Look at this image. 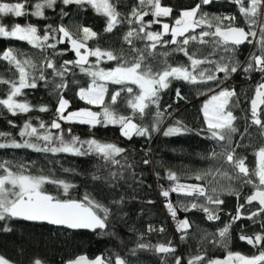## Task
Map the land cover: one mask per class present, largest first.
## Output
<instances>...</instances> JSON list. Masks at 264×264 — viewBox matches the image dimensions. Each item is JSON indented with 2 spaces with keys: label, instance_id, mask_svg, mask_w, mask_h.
<instances>
[{
  "label": "trees",
  "instance_id": "trees-1",
  "mask_svg": "<svg viewBox=\"0 0 264 264\" xmlns=\"http://www.w3.org/2000/svg\"><path fill=\"white\" fill-rule=\"evenodd\" d=\"M4 2L25 3V11L31 12L34 10L37 0H4ZM111 2L116 5L123 21L111 32L104 31L107 18L98 14L90 5L72 4L65 6L60 0H57L54 8L44 10V18L31 15L17 18L13 15H7L0 22L9 27L14 23L21 25L32 23L40 29V35L44 34L43 30L47 25H52L55 28L63 24L76 36L80 35L79 28L81 26L91 27L98 35L95 39L87 42L88 48L100 47L102 50H111L117 55L124 54L129 57L131 46L124 41L123 37L130 27L138 28L135 23L129 25L127 19L132 18L130 13L134 7H140L139 0H111ZM199 2L200 0H161L163 6L173 8V13L170 17L158 18L160 23L152 24L146 31L162 32L161 24L163 22L173 23L180 10L191 8ZM61 9L68 15L63 16ZM201 11L208 13L209 16H235V25L244 26L246 29L245 21L238 11V5L232 0H211L208 5L201 6ZM153 19L150 12L144 17L145 22ZM199 32L200 29L197 28L193 34L198 35ZM52 35H55L57 39L59 38V34L53 33ZM163 39L171 41V34L168 33ZM182 39V37H178V40ZM48 43H55V40L50 37ZM146 43L145 40H133L134 46L139 49H144ZM177 47V44L172 43L158 45L155 54L149 57L148 62L154 70L162 69L165 60L167 64L173 67L187 66L189 64L188 58L183 52L176 50ZM187 47L190 52L199 49L200 56L198 58H203V56H208L209 53L214 52V55L209 57L212 60H219L223 56L224 62H227L228 58L231 57L241 63L245 59L249 43L245 42L237 46L234 53L231 50L228 52L221 49L214 50L210 44L201 45L198 41L191 42ZM8 48H14L23 53L21 59L31 57L38 68L46 57L55 62L57 69H60L64 61L75 60L74 51L66 50L71 48L67 40L57 44L55 50L51 48L42 50L34 48L26 41L0 38V53ZM164 53H168V55L165 57ZM253 53L260 55L259 48H254L251 54ZM88 59L89 64H95L96 57L90 56ZM87 66L85 65V67ZM116 66V61L107 59H103L99 65L105 70ZM67 67L70 71L66 73L64 79L67 80L68 87L63 90V95L70 102L68 109L91 107L93 110L99 111L100 106L87 105L77 96V90L87 86L91 82V78L81 72L78 66L70 64ZM201 68L214 70V66L209 64L202 65ZM34 74L38 76L39 71L37 70ZM215 74L223 82L224 74ZM45 75L48 79L47 85L45 81L37 80L36 88L23 90L24 98L34 106L31 112L13 116L6 108L0 106V132L11 134L8 137H0V143L13 138L17 142H23L25 138L19 135L20 128L30 118L33 126L36 127H38L40 120H43L47 125L54 118L59 93L54 90L52 81L60 83L61 80L59 77H53L52 69H46ZM262 75H257V72L245 73L241 67L237 73L232 75V89H235L237 95L233 98L229 110L237 117L234 124L239 130L233 135V147H236L237 142L239 143L240 146L236 147V155L246 157L245 162L250 169H254L256 165L255 149L264 145V136L260 135L259 127L251 123L249 105L251 95L256 84L261 82ZM0 77L12 80L17 78V73L6 61L0 60ZM129 86L133 87L134 93H138L137 86ZM215 87H217L215 81H209L205 85L173 79L169 88L162 90L159 94L160 109L162 111L167 109L171 115H165L163 123L160 125L161 130L153 132L150 138L133 135L132 139L129 140L121 135L119 125H108L107 127L97 125L90 128L85 124L62 122L61 127L65 131L66 139L69 138L67 130L71 128L72 133L81 139L95 137L100 141L116 143L126 150L117 159L121 161V164H130L132 167L124 168L123 177L115 181L105 178L109 171H121L120 167L117 165L106 167L95 155L76 156L68 153L37 152L31 148H0V162H10L13 171H19L17 165L23 164L26 166V174L45 175L51 176L53 179L64 180L75 185L74 188L70 189L68 197L64 198L82 199L85 194H88L111 210L107 227L95 231L68 229L65 226L23 219L0 221V255L8 259L11 264H31L35 259H40L44 264H62L66 259L81 253L92 256L99 254L109 264H115L117 256L123 258L127 264H175L176 257H181L182 264H187L190 258L201 254L206 255V260L219 256L225 257L228 251L239 252L246 256L257 255L258 248H254L246 241L239 239L240 234L252 235L262 232L260 222L264 221V215L256 217V223L246 218L251 212L256 211L258 207L256 204L252 203L241 209V219L233 225L230 231V239L227 242L228 247L225 248L216 242L220 240L218 229L223 228L230 221L231 215H235L237 206L235 196L228 195L226 192L222 194L220 199L224 203L220 205V219L209 221L207 214L199 208L185 212L179 207L181 203L189 207L193 202L206 204L205 198L188 197L175 192L170 193L167 199L177 207V219L187 218L192 225L187 230V235L183 240L180 238L183 233L178 231L172 233L167 228V218L171 216L165 207V203L159 201V197L162 196V189L169 188L172 184L167 179L168 170L176 172L181 177L180 182L187 184L201 183L195 179V175L209 168H221L233 174V170L225 162L223 156L218 155L215 159L210 158L213 151L218 154L223 151L221 145L224 143H217V141L209 138L201 112L206 93L209 88L214 89ZM120 88V85L108 83V91L105 96L106 104H110L112 93ZM177 89L180 90L183 99L177 97ZM7 92L8 86L0 84V98H6ZM129 98V94L124 91L116 104L112 105L118 115L129 116L132 114L126 103ZM169 105H171L170 108ZM40 106H47L49 111H39ZM261 109H264V105ZM155 110L154 105L150 106L148 110L150 114L143 119L136 117L134 122L150 126ZM261 119L264 120V111L261 112ZM176 120L182 121L193 131L181 135L164 136L163 130ZM9 121H12V124H9ZM246 127L248 132L242 137L240 133L244 132ZM201 129L203 131H200ZM52 132L56 133L57 130L52 129ZM144 159H148L150 163L145 165ZM65 169L69 171H65ZM93 177H100V179ZM207 180H212L213 186L217 188L221 186L226 188L230 184L232 188L240 191V204L245 203L244 198L253 190L251 185H245L242 180L236 179L234 176L230 181L219 175L214 178L209 176ZM207 180L204 181L206 185ZM45 189L53 195L63 196L62 190H58L54 184H46ZM121 198H123V203H113V201ZM207 206L215 207L214 205ZM5 226L11 228V231H4ZM149 226L154 229L155 227H163L165 231L149 232ZM168 241H171L172 246L176 249L174 254L164 255L155 252L152 248H137L138 243L156 245L159 243L167 244ZM261 247H264V243ZM132 249H136L135 254L131 251ZM206 260L203 264H206Z\"/></svg>",
  "mask_w": 264,
  "mask_h": 264
},
{
  "label": "snow or ice",
  "instance_id": "snow-or-ice-1",
  "mask_svg": "<svg viewBox=\"0 0 264 264\" xmlns=\"http://www.w3.org/2000/svg\"><path fill=\"white\" fill-rule=\"evenodd\" d=\"M60 2L67 5H90L98 14L107 18L105 32H111L117 25L123 21L120 18V13L117 11L116 5L111 0H60ZM238 5V11L245 21V26H236L235 16H209L208 13L201 11L202 5H208L211 0H200L194 7L183 9L179 11L178 17L175 18L174 24L170 27L168 23H163L162 32L146 31L152 24L160 23L158 18L170 17L173 13V8L163 6L161 0H139L140 7H134L130 13L132 18L127 19L129 25L136 24L137 27H130L124 34V41L127 42L130 48L129 57L124 54L117 55L111 50H102L100 47L90 49L87 47V42L97 37V33L91 27L81 26L79 28V36L73 35L63 24L53 28L52 25H47L43 30L44 34L40 35V29L32 23L21 25L14 23L10 27L0 22V38L15 39L18 41H26L37 49L51 48L56 49V45L68 41L71 48L66 50L74 51L77 59L74 61H64L57 69L55 62L52 59L45 58L39 68L31 57L21 59L23 53L17 49L8 48L0 53V60L6 61L12 66L17 78L7 80L0 77V84L8 86L6 98H0V106H3L13 116L19 113H29L34 106L31 105L26 98H24V89L36 88L37 80L48 83L45 75L46 69H52L53 77H59L61 82L54 84V90L59 93L57 100V107L55 109L54 118L49 124L43 120L39 121L38 127L33 126L32 119H28L20 128L19 135L23 142H17L14 138L0 143V148H31L37 152H51V153H68L76 156H97L107 167L109 165H117L121 171H109L107 180L115 181L123 177V169L131 168L132 165L121 164L117 159L125 153V149L118 146L116 143L104 142L90 137L88 139H81L79 136L72 133L71 128L67 130L69 138H65V131L61 127L62 122L79 123L88 125L94 128L97 125L107 127L108 125H119L121 135L132 139L133 135L140 137H151L153 132L161 130L160 125L163 123L165 115H171L167 109L161 110L160 92L169 88L173 79L183 80L191 84H205L209 81H215L217 87L222 83L215 73H223L224 78L227 79L231 74L237 73L241 64L238 60L228 58L224 62V57L219 60H212L209 57L214 55L209 53L208 56L198 58L200 56L199 49L190 52L188 45L193 41H198L201 45H211L215 49H221L224 52L231 50L233 53L237 46L248 42L249 37H256L257 32L254 27L259 24L260 39L257 41L259 45L260 55L251 54L246 61V66L243 67L245 73L258 72L264 74V0H232ZM57 0H37L34 5V10L31 12L25 11V3L4 2L0 0V21L4 16L13 15L14 17H24L31 15L37 18L45 17V9L54 8ZM247 4V6H245ZM147 9V10H145ZM153 16V20L145 22L144 17ZM61 14L67 16L68 13L61 9ZM215 21V23H214ZM199 28L198 35L193 34ZM207 29V30H205ZM171 33V41L164 40L163 37ZM53 33L59 34V38ZM143 34V35H141ZM188 34V35H186ZM55 40V43L49 44V39ZM182 37V40H178ZM210 38V39H206ZM134 39L145 40L144 49L136 48L133 44ZM168 43L177 44L176 50L183 52L188 58L189 64L187 66H171L167 64L166 60L162 69L154 70L152 65L148 62L149 57L155 54L158 45H165ZM83 50V51H82ZM62 55L63 53H54ZM165 57L168 53L163 54ZM96 57L95 64H89V57ZM107 59L116 61L117 66L105 70L99 67L101 61ZM78 66L81 72H84L91 78V82L87 88L80 87L77 96L80 100L85 101L87 105L100 106L99 111H93L91 107L80 108L76 111H67L69 108V100L64 98L63 90L68 87V82L65 80V75L70 69L68 65ZM209 64L214 66V70L209 68H201L202 65ZM85 65H88L85 67ZM39 71V75L34 73ZM120 85L121 88L112 93L110 104L105 103V96L108 91V83ZM138 88V93H134L133 87ZM126 91L130 98L127 100V107L131 109L132 114L129 116L118 115L112 108L115 105L121 93ZM213 92L201 107L203 119L206 124L209 138L217 141V143L224 142L221 147L223 151L211 153L212 159L218 155L223 156L225 162L233 170L230 174L221 168H209L204 172L197 173L195 179L201 181L197 184L181 183V177L174 171L168 170L167 179L172 182L171 186L162 189L161 195L168 198L170 193L175 192L183 194L188 197H203L206 199V204L191 203L190 207L180 204L179 207L187 212L190 209L199 208L207 214L209 221L220 219V205L224 203L220 196L225 192L228 195H233L237 198V206L235 215H231V219L224 225L223 228L218 229L220 240L216 241L223 247H228V240L230 239V231L236 221L241 219V209L246 205H251L252 202H258L256 211L251 212L246 218L256 223L255 218L264 215V145L258 147L254 151L256 158V165L254 169H250L246 164V157L236 155V147H239L237 142L236 147H233V135L238 133V129L234 122L237 117L229 110V106L234 97H236L235 89L221 88L218 92ZM176 95L179 99H183L180 90H176ZM19 98V99H18ZM154 105L156 110L153 115V122L150 126L141 125L134 122L136 117L143 119L150 114L148 110L150 106ZM264 105V75L261 77V82L256 84L254 96L251 99V123L260 129V135L264 136V120L261 119V106ZM169 108L171 105L168 106ZM39 111L47 112V106H40ZM38 119V118H37ZM12 124V121H9ZM13 127L15 125L13 124ZM52 129L57 130L56 133ZM42 130V131H41ZM193 131L182 121L176 120L163 130L164 136L181 135L186 132ZM200 131H203L201 129ZM248 132V128L240 133L243 137ZM10 133L0 132V137H8ZM126 159V158H125ZM145 165L149 164L148 159H144ZM25 165H17L19 171H13L10 162H0V221L11 219H23L34 222H48L51 225L65 226L68 229H89L95 231L97 229H105L107 221L111 215V210L108 206L91 198L85 194L82 199L64 198L68 197L70 189L75 185L64 180H57L51 176L45 175H31L25 174ZM65 171H69L65 169ZM227 178L229 181L234 178L242 180L245 185H251L253 191L247 195L244 204L239 203L241 196L240 191L232 188L229 184L226 188L221 186L217 188L213 186L212 180H207L209 176ZM100 179V177H93ZM207 180V185L204 181ZM46 184L56 185L58 190H62L63 196L53 195L45 189ZM114 204L123 203V198L113 201ZM207 205H214L210 208ZM165 207L174 221H176V230L183 233L181 240L185 239L187 230L192 226L187 218L183 220L177 219V207L166 199ZM262 229L261 233H254L252 235L240 234L239 239L246 241L254 248H258V254L253 256H246L239 252L228 251L223 259H207L206 255L201 254L190 258L187 264H264V221L260 222ZM4 231H11V228L5 226ZM149 232L159 231L164 232L163 227L154 229L149 226ZM137 248L146 249L152 248L155 252L170 255L174 254L176 249L172 246V242L167 244L159 243L156 245H149L138 243ZM135 254L136 249L131 250ZM0 264H11L3 255H0ZM33 264H43L40 259H35ZM66 264H109L103 256H97L89 260L85 255H80L74 260H69ZM115 264H127V262L117 256ZM175 264H182L181 257L175 258Z\"/></svg>",
  "mask_w": 264,
  "mask_h": 264
},
{
  "label": "rangeland",
  "instance_id": "rangeland-1",
  "mask_svg": "<svg viewBox=\"0 0 264 264\" xmlns=\"http://www.w3.org/2000/svg\"><path fill=\"white\" fill-rule=\"evenodd\" d=\"M193 7H194V6H193ZM188 9H189V8H188ZM182 10H183V9H182ZM261 11L264 12V8H262ZM223 16H229V15H223ZM163 23H165V22H163ZM163 23L161 24V31H163V28H162ZM173 24H174V22L171 23V24H169L170 27H171ZM246 30H248L247 27H246ZM254 30L257 32V36H256V37H251V36L249 37V40L252 41V43H249V44L253 47V49L256 48V47L259 48V45H258V43H257V41L260 39L259 24H257V25L254 27ZM169 33H170V32H169ZM170 34H171V33H170ZM82 51H83V50H82ZM74 53H75V52H74ZM250 55H251V53L248 54V58L246 59V61L249 59ZM76 59H77V57H76V54H75V60H76ZM246 61L240 63L242 69H243V67H245ZM224 80H225V78H224ZM89 84H90V83H89ZM89 84H88V85H89ZM88 85L85 86V88H87ZM221 88L232 89V85H230V84H228V83L225 82L223 85H221V86H219V87H215V88L213 89V91H214V92H218ZM78 91H79V89L77 90V93H78ZM206 94H207V95H206L205 99L203 100L202 105H203L204 102L209 98V96H210L211 94H213V92L208 91ZM56 107H57V106H56ZM80 108H84V107H78V108L68 109L67 111H76V110H78V109H80ZM92 110H93V109H92ZM93 111H95V110H93ZM202 115H203V114H202ZM204 123H205V122H204ZM205 125H206V124H205ZM167 127H168V125L166 126V128H167ZM25 174H26V173H25ZM182 220H183V219H182Z\"/></svg>",
  "mask_w": 264,
  "mask_h": 264
},
{
  "label": "built area",
  "instance_id": "built-area-1",
  "mask_svg": "<svg viewBox=\"0 0 264 264\" xmlns=\"http://www.w3.org/2000/svg\"><path fill=\"white\" fill-rule=\"evenodd\" d=\"M251 47L248 49V51H247V54L251 51ZM259 74H261V73H258L257 72V75H259ZM232 75L233 74H231L227 79H225L224 80V82L223 83H228V84H230V85H232L233 86V81H232ZM166 199L167 198H165V197H163V196H160L159 197V201L160 202H163V203H166ZM168 200V199H167ZM160 227H155V229H159ZM167 228L168 229H170V231L173 233L174 232V230L176 229V221H174L171 217L170 218H167Z\"/></svg>",
  "mask_w": 264,
  "mask_h": 264
},
{
  "label": "water",
  "instance_id": "water-1",
  "mask_svg": "<svg viewBox=\"0 0 264 264\" xmlns=\"http://www.w3.org/2000/svg\"><path fill=\"white\" fill-rule=\"evenodd\" d=\"M253 96H254V92L252 93V95H251V98H250V100H249V105H250V108H251V99L253 98ZM253 191V190H252ZM252 193V192H251ZM250 193V194H251ZM250 194H248V195H250ZM252 203H254V204H256L257 206H258V202H252ZM45 223H48V222H45ZM80 255H85L86 257H88V259L89 260H92V259H94L95 257H97V256H101V255H94V256H92V255H86V254H84V253H81V254H77V255H75V256H73V257H71V258H69V259H66L62 264H66V262L67 261H69V260H74L76 257H78V256H80ZM224 257H222V256H219V257H215V258H212V259H223ZM31 264H33V263H31ZM44 264V263H43Z\"/></svg>",
  "mask_w": 264,
  "mask_h": 264
},
{
  "label": "bare ground",
  "instance_id": "bare-ground-1",
  "mask_svg": "<svg viewBox=\"0 0 264 264\" xmlns=\"http://www.w3.org/2000/svg\"><path fill=\"white\" fill-rule=\"evenodd\" d=\"M262 106H263V105H262ZM262 106H261V107H262Z\"/></svg>",
  "mask_w": 264,
  "mask_h": 264
}]
</instances>
